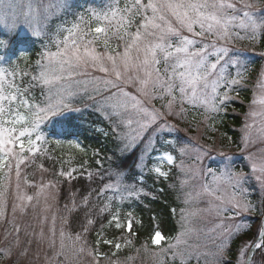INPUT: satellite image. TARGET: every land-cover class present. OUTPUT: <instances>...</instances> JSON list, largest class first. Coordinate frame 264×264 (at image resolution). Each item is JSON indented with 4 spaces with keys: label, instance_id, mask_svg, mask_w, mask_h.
I'll return each instance as SVG.
<instances>
[{
    "label": "snow or ice",
    "instance_id": "6c2138e0",
    "mask_svg": "<svg viewBox=\"0 0 264 264\" xmlns=\"http://www.w3.org/2000/svg\"><path fill=\"white\" fill-rule=\"evenodd\" d=\"M71 7L69 0H55L45 6V11L55 9L65 14ZM23 8L17 0H0V26L9 34L25 28L35 37H46L44 50L36 61V74L32 76L35 83L31 85L38 84L42 92L46 89V93L42 103L29 100L26 96L28 88L22 86V80L17 82L18 72L11 66L15 61L0 55V219L6 216L7 193L11 189L13 171L16 200L21 201L20 204H12L13 214L17 208L23 212V202H31L34 198L20 191L22 182L25 185L30 183L26 175L22 179L21 165L26 161L34 163V159L29 158L46 151L41 147L48 143L42 125L65 112L78 111L72 103L78 92L61 81L90 75L89 70L103 74L76 83L91 85L96 93H109L99 102L101 110L110 109L111 115L118 117L132 110L143 117L136 121L137 128H130L129 132L121 134L125 141L124 149L133 147L151 129L153 135L148 136L144 154L159 152L158 161L172 164L174 156L168 150L157 149L154 136L175 130V121L187 120L189 111L202 116V122H214L226 111L231 94L236 92L239 95L235 86L241 83L247 71L240 54L229 45L236 40L257 43L264 37V14H257L264 9V0H105L102 8L87 9V15L84 12L71 13L72 19L66 17L52 34L44 30L46 25L43 28L39 26V13L32 4L27 5V11ZM8 47L9 41L0 39V50H7ZM260 55L264 56V52ZM258 87L260 95L255 96L252 103L258 105L261 111H251L249 115L254 119L257 116L261 118L259 134L264 136V78ZM155 102H159L160 106L157 107ZM121 122L129 127L133 123L131 118ZM208 126L215 130L214 123ZM254 126L246 123L245 129ZM242 140L245 144L250 142L249 131L245 132ZM54 142L58 146L67 143L69 148L85 151L75 140L56 139ZM165 145L176 149L181 156L189 150L187 144L181 145L177 141L165 139L161 147ZM197 152L199 160V150ZM246 159L250 161L253 178L264 192V156L258 161L251 155ZM40 167L43 168V165ZM151 170L159 176H167L159 164ZM181 170H184L183 162ZM207 171L211 180L202 186V193H196V198L202 194L211 197L208 210H214L217 216L225 220H235L241 214L257 212L245 187L247 175L242 170L236 171L230 165H225L219 174L211 168ZM59 174L71 176L72 172L61 171ZM113 175L116 182L106 184L101 194L111 190L120 195L108 197L109 202L100 212H110V224L115 221L116 228L126 227L132 233L133 221L127 219L126 224H122L119 209L112 211L110 203L114 198L123 200V191L131 195L132 186L123 184L122 172L117 171ZM50 184L31 186L39 188L35 194L39 197ZM89 196L83 199L85 207L88 206ZM192 198V193H187L185 203ZM65 208H68L67 204ZM259 212L261 222L257 235L238 249L234 264H256L254 255L257 251L261 254V264H264V201ZM131 215L127 214L128 217ZM67 223V217H63L62 225ZM93 223L94 220L86 214V222L81 225L80 232H66L63 226L57 232L56 217L53 216L48 239L53 253L50 264H77L85 253L92 257L93 264H99L101 254L97 249L101 241L98 239L97 249H93L87 246L85 238L88 226ZM217 227L222 230L220 242L213 252L202 255H210L211 264H233L229 259V241L249 225L237 223L225 226L221 223ZM15 230L19 232V228ZM186 235L187 230L182 231L176 237L175 244H168V249H178L180 244L186 243L182 239ZM164 239L160 231H155L151 236L153 245H160ZM16 243L19 244L18 239ZM103 243L113 242L104 239ZM127 243L130 244L131 240H127ZM114 247L120 250L122 245L115 243ZM144 247L146 249L147 245ZM20 255H26V251ZM187 255L191 257L192 253ZM10 256L11 249H5L0 259ZM127 259L131 261L132 257ZM108 264L120 262L109 260ZM158 264H165L164 259L161 258ZM181 264H186V260L182 258Z\"/></svg>",
    "mask_w": 264,
    "mask_h": 264
},
{
    "label": "rangeland",
    "instance_id": "374dc122",
    "mask_svg": "<svg viewBox=\"0 0 264 264\" xmlns=\"http://www.w3.org/2000/svg\"><path fill=\"white\" fill-rule=\"evenodd\" d=\"M17 2L24 6V11H27L28 4H32L34 9L39 13V26L43 28L46 25L44 30L52 34L55 32L56 27L61 24L66 17L68 20L72 19L71 13L84 12L85 15H87V9L102 8L105 0H69L72 7L69 12L65 14H61L55 9H49L47 12L45 11V6L49 3H54L55 0H17ZM257 14H264V9L260 10ZM45 16L48 17L47 20H45ZM0 39L9 41L8 49L0 50V55H5L9 60L15 61L11 66L18 72L17 82L19 83L22 80V86L28 88L26 93L27 98L29 100L34 99L36 103H42L44 101L46 89L42 92V88L38 84L36 86L31 85L35 83L32 81V76L36 74V61L40 59V53L44 50V44L47 42L46 37L43 35L35 37L25 28L18 29L14 34H9L0 26ZM20 39L25 43L30 40V42L36 44L38 46L37 54L30 57L31 51H29L27 45L21 44L22 42L19 41ZM263 43L264 40L262 37L257 43H250L247 40H236L233 45H229V47L240 54L247 68L244 79L240 84L236 85L235 88L239 91V94L243 92L247 93L250 98L247 103V111L243 115L244 122L240 128V136L237 145L233 144V140L229 141V143H221L219 137L212 140L208 134V130L211 129L208 125L211 122H202V116L196 115L194 111H189L187 120L175 121L177 124L175 130L171 132L166 131L154 136V139L157 140V149L161 151L171 149V154L174 156V163L172 164H168L167 161H158L157 156L159 152H152L148 155L144 154L143 150L148 136L153 135L151 129L144 133V138L138 140L133 147L124 149L125 141L121 138V134L129 132L130 128H137L138 125L136 121L142 120L143 117L135 114L132 110L122 113L119 117L111 115L110 109L101 110L99 102L109 93H96L92 90L91 85L85 86L83 83H76L77 81L89 80L92 76H101L103 74L89 70L90 75L76 76L71 81H61L62 84L68 85L74 91L78 92V94L73 97L72 101L73 107L78 109V111L65 112L61 116L46 121L42 125L43 133L44 127L50 125L56 119L66 116L76 117L86 109H94L102 115L103 119L116 134L121 143L122 154L126 155L134 151L138 152L137 167L131 169V175L128 174L126 169L122 170L123 184L132 186L130 188L132 194L129 195L128 191H123L122 189L124 196L123 200L114 198L110 202L112 211L119 209L122 224H126L127 221L125 219L126 214L123 213L124 210H128L127 207H134V205L139 203L143 204L155 197H158L160 200V194L156 195V193H158L157 190L151 188L143 178L148 172H153L156 177H164L157 175L151 170L154 165L159 164L162 171L166 172L167 176L170 174L172 178L170 184H168L167 194L172 193L176 199V205L173 209L176 223V234L174 238L172 240L164 239L160 245H153L151 240L150 242H140L133 238L131 234L124 233L122 236L112 239V244H106L108 247H98L97 249V246L95 247L92 245L90 238L88 239L86 234L87 246L97 249L101 254L99 264H108L109 260L119 261L120 264H158L161 258L164 259L165 264H181L182 258L186 260V264H211L212 257L202 254L213 252L216 245L220 242L219 234L222 230L217 227V225L221 223L225 226L229 224L235 225L237 223L249 225L246 217L255 213L241 214L235 220H225L223 217L217 216L214 210H208L210 207L208 201L212 199L211 197L202 194L199 198H196V193H202V186L207 181L211 180V175L207 171L209 168L215 170L217 174H219V171L223 169L225 165H230L234 170H242L244 172V166L240 167L242 165L241 161H244V165L249 168L246 174L247 181L245 183L248 193L249 185H254V187L258 189L260 201L255 204L257 209H260L261 202L264 201V192L261 191L260 186L253 178L250 170V161L246 159V157L251 155L258 161L264 156V136L259 134L261 118L257 116L254 119L249 115L251 111H256L258 113L261 111L260 107L254 105L252 101L255 96L260 95L258 83L264 78V56L260 55V53L264 52ZM21 53H24V55H20ZM257 62L260 63L257 64ZM86 87L87 91H85ZM129 91H131V89H129ZM231 95L233 100L240 98V96L236 95V92H233ZM155 103L157 107L160 106L159 102ZM230 104L231 101L228 105ZM129 118L133 121L130 127L127 126L126 123L121 122H126ZM246 123L254 124L255 126L252 129H245ZM153 127H155V125H153ZM99 131L103 132V129H99ZM246 131H249L251 134V140L247 144L242 140ZM44 135L47 138L45 133ZM165 139L177 141L181 145L187 144L189 146L187 154L181 156L176 149L167 145L162 148L161 145ZM41 147L42 150L46 149V151H44L43 154L37 153L35 157H30L29 159H40L41 156H44L43 168L40 167V164H38V166L31 165V167H29L27 161L24 165H21L22 179L26 175L30 183L25 185L22 182L20 191L22 194L32 195L34 198L31 202L24 201V211L21 212V210L17 208L15 214L12 212V204H20L21 201L16 200V177L13 171L11 189L7 193L8 208L6 216L0 219V256L3 255V250L5 249H11V256L9 258L0 259V264H50L53 253L52 249L49 248L48 239L50 237L49 229L52 225L53 216L56 217L57 232H59V229L63 226L66 232L75 234L80 232V228L79 226H72L73 217L68 208L72 209L71 211L73 213H78L75 211L79 209V218H75L74 221L85 223L86 219L84 216H86V214L92 219L91 214L94 209L93 205H96V200L100 203L99 208L101 209L104 207L105 203L109 202L107 199L108 197H117L120 195L111 190H106L101 194V189H103L106 184L116 182V177L113 175L111 169L96 170L94 173L86 175L87 181L85 184L75 185L72 182V178L74 177V171L72 170L74 167H69L67 169L52 168L47 164L49 161H52V159L49 158L50 155L48 152L49 141L46 145H41ZM58 148L66 153L67 149L73 150L68 147L67 143L59 145ZM197 150H199L200 154L199 160H197ZM229 158H231L230 162ZM149 159L151 160L149 163L151 164V168L148 169L149 171L143 170L145 169L143 166L148 165ZM181 162H183V171L181 170ZM61 171L65 173L71 171L72 174L71 176H61L59 174ZM185 181L186 183H182ZM49 182H51V184L44 189V193L36 197L35 194L39 191V188L31 185H49ZM187 193H192L193 196L189 203H185ZM45 196L48 197L47 200H45ZM85 196H89L88 201L90 203H88L86 207V209H89V213L81 208ZM73 201L75 202L74 208ZM213 202L218 203V201ZM66 204L68 208H65ZM108 216L109 219H111L110 212H108ZM182 216L184 217L183 219ZM63 217H67V224L62 225ZM113 222L115 224V221ZM16 228H19L18 233L15 230ZM245 229L246 228L242 229L240 233L234 235L231 240L235 236L240 235ZM185 230H187V235L182 237V239L186 240V243L180 244L178 249H168V244H175L176 237ZM41 232L44 234L43 237L41 236ZM17 239L19 240L18 245L16 243ZM129 239L131 240L130 244L127 243ZM115 243H120L122 245L120 250L114 247ZM145 245H147L146 249L144 247ZM25 251L26 255H20L21 252ZM189 252L192 253L191 257L187 255ZM113 253H115V255H113ZM174 253L176 254L174 255ZM197 254H201L199 255V260H197ZM128 257H132L131 261L127 259ZM254 261L256 262V259H254ZM77 264H93L92 257H89L85 253L79 258Z\"/></svg>",
    "mask_w": 264,
    "mask_h": 264
},
{
    "label": "trees",
    "instance_id": "16d2710c",
    "mask_svg": "<svg viewBox=\"0 0 264 264\" xmlns=\"http://www.w3.org/2000/svg\"><path fill=\"white\" fill-rule=\"evenodd\" d=\"M19 41L22 42L21 44L27 45L29 51H31L30 57L37 54L38 46L36 44L30 42V40H25L27 41L26 43L22 39ZM259 63L257 62V64ZM238 96L240 98L237 100L232 99L226 111L221 113L214 122L210 121L214 123L215 128V130H208L209 137L212 140L219 137L221 143H229V141L233 140V144L237 145L240 128L244 122L243 115L247 111V103L250 100L249 94L247 93L243 92ZM99 129H103V132L99 131ZM44 133L49 141V158L52 159L47 164L54 169L74 167L76 170L74 171L72 182L75 185L85 184L87 181L86 175L94 173L96 170L109 168L115 173L117 171L122 172V170L126 169L128 174L131 175V169L137 167L138 152L134 151L130 154H122L120 141L97 110L86 109L76 117L66 116L56 119L53 123L44 127ZM56 139L78 141L85 151L80 152L76 149H67L66 153L58 148V145L54 142ZM168 151L171 152V149ZM43 160L44 156H41L40 159L34 158L35 162L28 163L29 167L31 165H42ZM150 162L151 160L149 159L148 165H144L143 168L145 169L143 170L151 168ZM241 162L242 165L240 167L244 166L243 170L247 174L249 168L244 165V161ZM143 178L151 188L157 190L158 193L156 195L160 194V200L158 197H155L143 204L139 203L134 205V207H127L128 210L123 211L126 214L125 219H131L133 221L132 233L127 232L125 228H116L114 222L110 224L108 211L101 213L99 208L100 203L96 200V205H93L94 209L91 214L94 223L88 226L89 231L87 233L88 239L90 238L93 246H97L96 241L99 239L101 243L98 247H108L102 242L104 239H116L124 233L131 234L133 238L140 242H150L152 234L158 230L162 232L166 240H172L174 238L176 234V223L173 209L176 205V199L172 193L167 194L168 184H170L172 179L170 174L167 177H156L153 172H148ZM249 186V198L254 204H257L260 201L259 191L254 185ZM245 187L247 188L246 185ZM88 203L90 202L88 201ZM81 208L89 213V209H86L83 204ZM69 212L73 217L72 226H79L81 231V225L83 223L74 221L75 218H79V209L75 211L78 213ZM258 212L259 209L255 214L246 217V220L249 222V227L230 241L229 259L233 264L236 260L238 249L243 244L252 241L257 235V228L261 222V214ZM128 213L132 214L131 217L127 216ZM84 218L86 219V216ZM98 233L100 234L99 236L97 235ZM254 259H256V264H261V254L259 252L256 253Z\"/></svg>",
    "mask_w": 264,
    "mask_h": 264
},
{
    "label": "water",
    "instance_id": "95a60500",
    "mask_svg": "<svg viewBox=\"0 0 264 264\" xmlns=\"http://www.w3.org/2000/svg\"><path fill=\"white\" fill-rule=\"evenodd\" d=\"M257 252H258V251H257ZM257 252H256V253H257ZM256 253H255V255H256ZM255 255H254V256H255Z\"/></svg>",
    "mask_w": 264,
    "mask_h": 264
}]
</instances>
